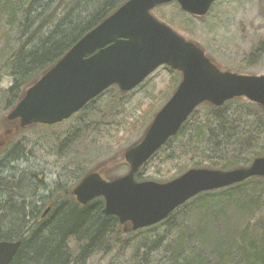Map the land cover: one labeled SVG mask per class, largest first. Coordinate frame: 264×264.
I'll return each instance as SVG.
<instances>
[{
	"label": "trees",
	"instance_id": "1",
	"mask_svg": "<svg viewBox=\"0 0 264 264\" xmlns=\"http://www.w3.org/2000/svg\"><path fill=\"white\" fill-rule=\"evenodd\" d=\"M126 1L1 2L0 13L11 17L12 26L17 25V16L24 18V22L19 20L22 44L12 63L9 60L2 65L13 78L12 87L3 95L8 108L14 107L27 87ZM173 4L179 12L189 16L181 11L177 3ZM30 46L31 50L28 49ZM104 96L88 104L74 118L88 112ZM69 139L67 137L66 141ZM84 141L86 136L71 142L74 143L72 148L82 146ZM164 151L167 153L164 162L172 165L179 162V166L175 167V177L190 168L230 170L248 166L255 158L264 156V112L258 105L243 99L227 102L222 107L204 104L153 159ZM18 153L20 151L16 148L14 160L17 162L23 159L21 153L17 156ZM184 162L185 166H182ZM10 165L15 167L14 175H17L11 180H0V196H27V192L36 187L47 190L44 183L39 186L41 183H38L39 178L34 173L30 182L23 185L20 178L24 171L14 164ZM11 169L8 170L12 172ZM106 176L111 177L109 173ZM137 179L143 181L140 174ZM21 188L23 190L18 194L17 190ZM72 189H66L65 196H72ZM52 203L55 205L45 223L46 228L37 224L36 229L29 233H0L2 240L23 241L11 264H87L96 253L108 256L119 244L127 249L125 253L132 251L131 264H264V180L261 178H251L228 188L198 195L166 221L131 233L134 238L130 240L129 248L127 242L120 241L121 234L126 233L118 219L103 213L102 199L86 207L63 198ZM174 220L176 222L171 231L168 224ZM181 223L188 225L182 227ZM127 228L131 230L130 225ZM244 231H250L251 237L247 238Z\"/></svg>",
	"mask_w": 264,
	"mask_h": 264
},
{
	"label": "water",
	"instance_id": "2",
	"mask_svg": "<svg viewBox=\"0 0 264 264\" xmlns=\"http://www.w3.org/2000/svg\"><path fill=\"white\" fill-rule=\"evenodd\" d=\"M217 0H128L83 36L53 67L24 90L9 112L20 129L54 126L69 120L112 86L129 93L162 66L179 72L181 82L156 113L142 137L123 151L128 172L106 176L99 166L71 191L85 206L96 198L103 213L116 217L132 231L165 221L176 209L201 193L224 189L251 178L264 180V156L231 170L191 168L168 182H138L141 168L174 138L203 104L221 107L242 98L264 112V73L239 74L221 70L195 42L159 21L152 11L176 2L181 10L204 19ZM122 165V166H123ZM22 242H0V264H9Z\"/></svg>",
	"mask_w": 264,
	"mask_h": 264
},
{
	"label": "rangeland",
	"instance_id": "3",
	"mask_svg": "<svg viewBox=\"0 0 264 264\" xmlns=\"http://www.w3.org/2000/svg\"><path fill=\"white\" fill-rule=\"evenodd\" d=\"M3 1L0 0V3ZM152 13L180 35L199 43L221 69L250 74L264 73V0H219L212 6L206 19L194 20L183 15L174 4L158 7ZM10 18L0 13V128L3 125L1 116H6L8 112L3 95L13 84L11 72L2 65L9 60L12 63L22 44L19 20L24 22V18L17 16L16 26L10 24ZM179 80L178 73L162 67L128 95H122L116 89L108 91L92 109L64 125L44 130L34 126L17 131L13 125L7 127L4 124L5 129H0V148L3 142L11 144L12 148L17 146L23 156L17 163L20 170L24 171L20 178L23 185L29 183L31 172L39 178L40 187L43 183L46 185L44 187L47 190L36 187L34 193L27 192V196H37V207H42L44 198H51L52 202L61 198L69 199L64 191L74 188L82 176L100 165L106 167L110 176L127 172V168L119 169L124 163V149L141 137L151 118L171 97ZM9 128L12 132L15 130V134ZM85 136L86 141L82 146L72 148L74 143L71 142ZM67 137L70 138L68 141ZM166 156L164 151L150 161L140 172L142 179L168 182L175 178V167L179 166V162L168 164L164 162ZM182 166H185V162ZM21 190H17L18 194ZM175 222H169V230L172 231ZM186 225L181 223L182 227ZM123 232L126 234H121L120 241L127 242L129 248L130 240L134 238L130 235L134 231L124 229ZM244 232L247 238L251 237L250 231ZM3 233L14 234L15 231ZM126 250L119 244L108 256L96 253L87 264H131L132 251L125 253Z\"/></svg>",
	"mask_w": 264,
	"mask_h": 264
},
{
	"label": "flooded vegetation",
	"instance_id": "4",
	"mask_svg": "<svg viewBox=\"0 0 264 264\" xmlns=\"http://www.w3.org/2000/svg\"><path fill=\"white\" fill-rule=\"evenodd\" d=\"M12 108L13 107L8 108V112L6 116L5 115L1 116L3 119L2 121L3 125L0 129L3 130L5 129L4 128L5 126L9 127L13 125L14 127H16L15 128L16 130H20L19 121H10L8 119V114ZM9 131L12 132V129L9 128ZM14 131L12 133L15 134ZM2 146L3 147L0 148V155H1L0 156V180H3V179L11 180V179H14V177L17 175V174L14 175L15 167L10 165L11 163L17 166L18 162L17 160H14L15 159L14 152L17 146L13 145L14 147L12 148V145L11 144L6 145V142H3ZM11 168H13L12 172L9 171V170H12ZM33 173L34 172H31L30 175H32ZM67 197L70 200H73L77 205H80L77 203L75 196H67ZM15 199H17L18 202L16 203L13 202V200ZM36 200H37V196H0V233L4 231H10V230L15 231V233L18 231L29 233L36 229L37 224H41V226L42 225L44 226L43 228H46L47 225L45 223H47V221L50 218V215L53 213V206L55 204L52 203L51 198H44L43 200L41 199L43 201L42 207H37ZM95 201L96 199L88 203L87 206L92 204ZM43 206H45L46 208L43 209ZM9 219H11V221H8ZM18 241L19 240L8 241V240L0 239V242L13 243V242H18ZM20 241L22 242V245H23V241L22 240ZM21 247L19 248V250L21 249ZM15 257L9 264H11L14 261Z\"/></svg>",
	"mask_w": 264,
	"mask_h": 264
}]
</instances>
